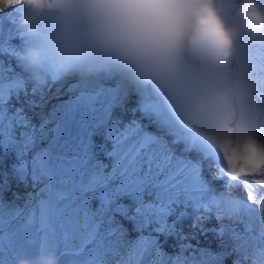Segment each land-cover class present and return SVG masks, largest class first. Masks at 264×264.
I'll return each mask as SVG.
<instances>
[{
	"label": "snow or ice",
	"instance_id": "1",
	"mask_svg": "<svg viewBox=\"0 0 264 264\" xmlns=\"http://www.w3.org/2000/svg\"><path fill=\"white\" fill-rule=\"evenodd\" d=\"M18 2L0 0V55L12 57L21 68V73H17L10 64L5 69V62L0 61V150L4 156L9 151L15 153L17 162L12 169L20 180H25L31 169L33 181L45 183L39 193L43 198L35 206L31 194L24 207L0 197V264H7L4 255L9 249L14 258L53 252L58 260L60 256L78 258L68 264H105V254L114 252L127 233L122 221L131 222L137 231L155 223L158 226L153 231L165 234L175 228L166 220L178 207L190 206L204 212L215 207L218 221L252 208V204L226 192L212 195L206 202L205 197L213 190L203 175V161L215 163L214 179L228 178L227 187L240 177L254 175L259 177L255 183L264 185V131L258 132L261 143L242 139L239 134L233 138L231 132L221 141L189 138L140 99L139 110L173 137V145L183 142L185 151L194 146L201 153L200 159L193 161L177 155L163 136L145 131L139 121L124 123L113 118L112 109L119 103L121 88L105 87L97 77H77L67 88L72 93L69 99L53 105L50 113L42 115L38 126L23 107L10 111L12 97L18 100L21 93L27 95L22 73L32 74L21 51L10 43L13 38L22 40V33L10 29L4 35L3 14L6 10L11 13ZM8 20L15 25L11 15ZM65 77L68 76L55 72L48 76L53 83ZM29 104L34 106L35 102ZM50 124L54 126L49 127ZM97 135L100 143L93 139ZM41 142H46V146L40 147ZM100 155L110 164L103 163ZM3 175L0 190L8 186L7 173ZM241 183L248 185L249 181ZM247 200L253 201L251 191ZM255 203L264 209V199ZM186 215V211H181L177 219ZM218 234H225L223 223ZM261 236L264 238V233ZM157 244L153 235H140L132 242L127 264H142L144 256L153 250L156 259L151 264H160L164 253ZM188 247L184 245L182 249ZM257 249H253V264H257ZM169 259L173 264H186L180 256Z\"/></svg>",
	"mask_w": 264,
	"mask_h": 264
},
{
	"label": "clouds",
	"instance_id": "2",
	"mask_svg": "<svg viewBox=\"0 0 264 264\" xmlns=\"http://www.w3.org/2000/svg\"><path fill=\"white\" fill-rule=\"evenodd\" d=\"M13 7L23 35L21 56L37 81L53 73L52 57L77 61L102 55L175 93L186 71V55L222 71L243 35L264 40V0H19ZM48 17L57 23L51 35L42 28ZM239 89V81L212 89L196 105L192 122H200L214 141L231 132L233 138L239 134L261 143L249 122L233 129L223 119ZM258 199L264 195L253 193V201ZM251 212L244 208L235 216L250 217ZM260 230L264 231V219ZM256 261L264 264V247L257 249ZM17 264H59V260L53 252H42L21 257Z\"/></svg>",
	"mask_w": 264,
	"mask_h": 264
},
{
	"label": "bare ground",
	"instance_id": "3",
	"mask_svg": "<svg viewBox=\"0 0 264 264\" xmlns=\"http://www.w3.org/2000/svg\"><path fill=\"white\" fill-rule=\"evenodd\" d=\"M15 11L16 9L13 8L11 13L6 10L3 14L5 36H7L10 29H18L15 18ZM9 15H11L12 19H14L15 25L9 22ZM56 27L57 23L54 17H48L43 21L42 28L43 30H46V33L50 35L54 34ZM10 43L19 51H21L23 48V39L21 40L19 38H13ZM48 47L49 50H51V42H49ZM0 61L5 62V69L10 64L13 68H15V71L17 73H21V68L16 66L17 62L12 57L7 55H0ZM51 64L54 69L53 72L58 73L61 76L67 75V78L74 77L73 60H64L52 57ZM191 66L192 69L186 68L185 74L181 79V86L175 93L165 90L154 80L142 79L138 77L135 69L130 66H127V68H129L130 70L129 75L124 77L122 76L121 81L117 83L113 82V88L119 85L121 88L120 93H124L123 87H125L126 85L127 89L130 88L128 80L129 78H133V76H136L135 79L140 86V89H142L145 84H157L158 90L160 89L158 93L161 94L159 95L160 102L163 105L165 114L172 117L175 123L178 126L182 127V130L184 128L188 133H192L194 135L187 137L195 138L197 136L200 137L198 130H205L200 122H192L195 117L196 105L201 100H203L212 89L223 86L226 83L239 81V96L233 98L230 109L226 114H224L223 119L226 121L228 127H231L233 129H235L240 123L247 121L252 124L258 132L264 131V40L257 41L249 38L247 35H243L238 41L236 51L234 52L231 61L227 69L225 70L220 71L208 68L194 59L191 60ZM22 74L24 75L26 81V89H29V92H27V95L24 98L35 102V109L39 111L40 119L34 121V124L38 126L41 123L42 115H47L52 110L53 105L62 103L69 97L68 91L64 92L63 90L67 85L68 80L64 78L58 83H53L48 77H46L43 80V83H38L35 79H33V75L31 73L24 72ZM34 88L35 92H33ZM24 95V93H21L19 98H23ZM126 95L128 97L125 96V98L127 100L130 99L128 108H134V117H130L132 118V120L139 121L142 128H149L150 133L163 136L164 139L169 142V146L174 149L177 155H183L187 159L193 161L200 159L201 153H199V151L194 146H191L188 151H185V144L183 142L177 143L175 148L171 146L170 141L173 139V137L169 136L166 132L158 129L153 120H150L149 118L142 115V112L139 110V100L141 99L144 103L149 104L147 98L145 99V97L137 93L132 96V93L129 95L127 92ZM15 100H17V98L12 97L8 104V107H10V103L14 102ZM119 100L121 103H123L122 97ZM116 106L118 107V105ZM117 107H113L112 116L114 114V110L116 111ZM156 112L159 114L158 111ZM113 118L115 117L113 116ZM132 120L130 119V121ZM123 122L128 123L129 121L126 120ZM169 125L175 128L172 124ZM53 126L54 125L52 124L49 125V127ZM187 132H184L185 136ZM205 134L207 133L205 132ZM208 138H210L209 135ZM93 139L97 143L101 142V138L98 135L94 136ZM44 146H46V142H41L40 147ZM31 155L32 152H29L27 158L30 159ZM98 158L103 163L110 164V161L103 155H100ZM16 162L17 161L14 152L9 151L7 156H4L2 150H0V185H2L4 182V173H7L8 182L7 188L0 190V192H6V190H8L9 193H7V196H5L6 202L15 203L20 207H24V205L28 203V197L29 194H31V196L33 197L31 203L33 206H35L38 200L43 198L39 195V193L40 189L44 186V181L34 182L30 174L31 169H29V175L26 177V179L20 180L12 169V165ZM208 169L216 174L215 163L204 160L203 171H207ZM258 178V175L240 177L237 179V181L233 182L231 187H227L228 178L218 179V183L224 186V190L227 189V192L229 191L230 194H238V196L241 195L242 197H244L243 199L246 198L247 203L252 204V212L249 218H243L244 214H241L240 216L223 219L225 222L223 223V225L225 226V234L223 236L218 234V229L221 225V221H218L216 218L217 210L215 207L211 212L202 211V213L204 212V216L201 214H195L192 210V207L190 206L187 208L178 207L175 214L167 217L166 223L168 225H175L174 230L170 232L171 235L175 232H178L180 233V235L186 238L185 241H181L179 246L176 243L177 241L173 240L175 238V234L170 237L171 239H166L165 237L168 235V233H155L153 229L158 226L155 223L150 224L142 231H137L135 226L131 222L122 221L125 228L127 229V233L122 238V243L116 247V250L114 252L105 254V264H127L130 257V252L132 250V242H134L140 235L148 236L150 234L153 235L158 241L157 247L162 253L164 250L163 248H165L164 258H161L162 264H173V261L169 258H175L177 256L182 257L186 264H192L191 261H187L185 253L183 252L185 248L182 249V246L189 245V242L187 243L186 241H193L195 239L200 242L199 247L202 245H206L204 246V248L206 249L209 247L215 248V254H210V262L212 263L253 264V249L264 247V238H262L261 236V233H264V231L260 230L262 219H264V213L261 212L259 206L254 201L247 200L249 191H251L252 194L256 193L258 195H264V185L255 183V180ZM245 179L249 181L248 185H244L243 183H241V181ZM9 188H12L14 192L9 191ZM212 195H214L212 192L209 193L205 197V199L207 200L209 198L208 196L211 197ZM125 202L127 203L128 201ZM93 206H95V202ZM181 211H186L187 215L181 217L178 220L177 216ZM210 215L211 222L205 223V220ZM199 217L204 218L201 219ZM175 218L176 220H174ZM243 228L245 229L242 230ZM183 231L185 234L182 233ZM207 233H210L211 235L215 234L218 237H212L210 238L209 242L207 240V242H204L203 244L204 239H206ZM162 243L163 247H161ZM223 246L225 249H223ZM203 251L204 250L201 249L197 250L199 256L205 262L206 258H203L202 256ZM191 254L192 253H188L189 256H191ZM155 259V252L153 250L151 253L144 256L142 263L151 264V262ZM65 260H67V258Z\"/></svg>",
	"mask_w": 264,
	"mask_h": 264
},
{
	"label": "rangeland",
	"instance_id": "4",
	"mask_svg": "<svg viewBox=\"0 0 264 264\" xmlns=\"http://www.w3.org/2000/svg\"><path fill=\"white\" fill-rule=\"evenodd\" d=\"M45 32H46V30H44ZM6 59V58H5ZM7 63V62H6ZM74 71V70H73ZM127 75H129V73L127 74ZM139 77V76H138ZM136 76H133V78H132V80L134 79L135 81H136ZM133 82V81H132ZM151 84H153V83H149V84H145V86L141 89L142 91H144V92H140L139 94L140 95H142L143 97H145V99L146 98H149L150 96H149V93L151 92V94H158V97H159V95H161L160 93H158V91L160 90H158V86H157V84H154L156 87H152V89H149V87H148V85H151ZM28 87V86H27ZM140 86L138 85V83H137V81H136V84L135 85H133V84H130V88L129 89H127V86L125 85V87H123V92H124V94L125 93H127L128 92V94L130 95L131 93H132V90H134V91H136L138 88H139ZM125 88V89H124ZM27 90V92H29V89H26ZM128 90V91H127ZM121 94L122 93H120L119 95H120V98H121ZM64 96V95H63ZM126 97H128L127 95H125ZM24 97H26V95H24L23 96V98H19L18 100H15L14 102H11L10 103V107H9V110L11 111V110H13L14 108H19V107H23V110H24V113L27 115V116H29V117H31V122L34 124V121L35 120H37V119H40V117H39V111L38 110H36L35 109V106H36V104H34V106H32V105H30L29 104V101L30 100H27V99H25ZM126 99V98H125ZM127 100V99H126ZM129 103V102H128ZM125 104H127V101L123 104V107L125 106ZM118 105V107L117 106H115V107H117L116 108V111L114 110V114H113V116L115 117V118H119L120 120H122V121H126V120H128V121H130V119L132 120V118L134 117V115H133V110H134V108H131V109H129L128 108V106H127V108H128V110H129V112H126V110L124 109V108H122V103L120 102V100H119V103L117 104ZM159 105H160V108H156V111H158L159 112V114H160V116H162V115H167V114H165V111H164V109H163V105L161 104V102H160V100H159ZM136 108V107H135ZM122 112V113H121ZM142 115H143V113H142ZM168 117H169V119H170V122H167V121H165L164 119V121L166 122V123H169V124H172L173 125V123L175 122L174 120H173V118L172 117H170L169 115H167ZM130 117H132V118H130ZM174 126V125H173ZM145 131H148L149 132V128H147V127H145V128H143ZM148 129V130H147ZM174 129H176L177 131H179V132H181V133H183V135H184V132H187L184 128H183V130H182V127H180V126H178L177 124H176V127L174 128ZM205 132H206V130H204V131H202V129L201 130H198V133H199V135H200V137H204V138H208V134H205ZM207 133V132H206ZM186 136H194L192 133H188L187 132V134H186ZM171 146H173L174 148H175V146H176V144H171ZM210 169V168H209ZM207 170V171H203V174H204V177H205V179H207V181H208V183H209V185L210 186H212V187H214V189H212L213 191H212V193L214 194V195H219L220 193H222V192H226L227 194H229L230 196H232V197H237V198H240V199H243L244 197H242L241 195L240 196H238V194H230L229 193V191L227 192V189H225L224 190V186H222V184L220 185L219 183H218V179H214V177L216 176V174L214 173V172H212L211 170ZM209 171V172H208ZM42 182V181H41ZM43 183H45V182H43ZM9 191H13L14 192V190H12V188H9ZM7 193H9L8 192V190H6V192H4V191H1L0 192V197H2L3 198V200L4 201H6V199H5V196H7ZM209 198L206 200V202L207 201H209L210 199H211V197L210 196H208ZM243 200H245L246 201V198L245 199H243ZM14 201V200H13ZM193 210V209H192ZM193 212L195 213V214H201V215H203L204 216V212L202 213V211L200 212V211H194L193 210ZM210 217H211V215L210 216H208L207 217V219L205 220V223H207V222H211L210 221ZM243 218H249V216H247V215H243ZM174 220H176V218L174 219ZM221 223H225L224 222V220L223 221H221ZM206 228V227H205ZM245 228H243L242 230H244ZM185 231V230H184ZM184 231L182 232V233H184ZM178 233V232H177ZM176 232L175 233H173L172 235H174L175 234V238L173 239V240H175V241H177L176 243L178 244V246H179V244L181 243V241H185L186 240V238L184 237V236H182V235H180V233H178L177 234ZM185 234V233H184ZM171 234H170V232L168 233V235L165 237L166 239H169L171 236H172ZM212 237H218L217 235H215V234H210V233H207V235H206V239H204V241H203V244H204V242H207V240H208V242H209V240H210V238H212ZM171 239V238H170ZM180 239V240H179ZM220 239V238H219ZM198 240L197 239H195V240H193V241H186L187 243L189 242V245H190V247H188V248H185L184 250H183V252L185 253V256H186V258H187V261H191V263L192 264H215V263H212V262H210V258H211V255L212 254H215V248H213V247H209V248H204V246H206V245H202V246H200L199 247V241L197 242ZM161 247H163V243H162V245H161ZM232 247H233V245H232ZM176 248H178V247H176ZM164 250H163V253H164V251H165V248H163ZM181 249V248H180ZM198 249H201V250H204L203 251V258H206V260H205V262L202 260V258L199 256V254H198V252H197V250ZM206 249V250H205ZM223 249H225L224 248V246H223ZM233 249H234V247H233ZM175 252V251H174ZM188 253H192L191 254V256H189L188 255ZM208 254H211V255H208ZM206 255V256H205ZM21 257H29V256H25V255H20V256H18V257H15L14 258V253H13V250H6V253H5V255H4V259H5V261L7 262V264H17V260L19 259V258H21ZM67 258V260H65ZM164 258V257H163ZM73 259H78V258H76V257H68V256H60V258H59V264H68V262L70 261V260H73ZM116 264H120V263H116ZM142 264H144V263H142ZM160 264H162V261H160Z\"/></svg>",
	"mask_w": 264,
	"mask_h": 264
}]
</instances>
